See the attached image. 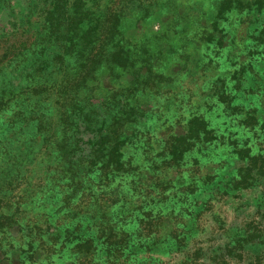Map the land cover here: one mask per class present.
<instances>
[{
  "label": "rangeland",
  "instance_id": "1",
  "mask_svg": "<svg viewBox=\"0 0 264 264\" xmlns=\"http://www.w3.org/2000/svg\"><path fill=\"white\" fill-rule=\"evenodd\" d=\"M1 2L0 47L31 50L53 34L40 74L29 51L24 65L0 70L9 99L0 113L1 223L44 234L60 257L53 264H79L83 250L92 253L84 264H181L192 252L199 264H264V0ZM107 13L116 15L112 40L79 80V51ZM30 79L46 91L18 93ZM204 123L223 136L216 158L211 147L196 151ZM119 154L127 163L113 166L117 176L91 172ZM239 168L247 187L227 182ZM208 173L218 174L217 189L172 206ZM107 229L141 251L112 261L98 239ZM13 230L0 235L1 264L22 255L24 231ZM174 234L191 241L177 247Z\"/></svg>",
  "mask_w": 264,
  "mask_h": 264
},
{
  "label": "trees",
  "instance_id": "2",
  "mask_svg": "<svg viewBox=\"0 0 264 264\" xmlns=\"http://www.w3.org/2000/svg\"><path fill=\"white\" fill-rule=\"evenodd\" d=\"M1 3L2 2L0 0V5ZM114 16L116 15L109 16L107 13L105 18L100 20L101 21L100 24L98 23L99 20H96L97 23L95 24H98L101 26H99V29L97 31H93L91 34L87 36L85 40V44H84V49L81 48V50L79 51V55H78V58L82 61L81 72L79 74V80L83 78V76L81 77V75H85L86 72H89L90 64L96 61L98 55L101 53L102 48L106 45V43L112 40L113 32H111L112 30H110V27L115 24L116 19H113ZM109 25L111 26L109 27ZM52 35H53L52 32H50L49 34L45 33L42 36V38L39 39L38 42L35 39V43L32 44L33 48L31 50H28L29 48L28 46H30L31 43L25 44V42H21V41L19 42L16 41L14 45L8 46L6 48H2L3 46H1L0 47V70L4 64L10 63V62H15L18 64V61H19V65L20 64L24 65V61L18 60V58L23 57L26 54V52L29 51L27 53H30L35 58V61L29 66L30 70H33L32 72L33 74L35 73L40 74L41 70H43V68L45 67L44 65L45 62H40V59L43 57L45 51L47 50L46 48L48 46L47 44L48 41H46V37L48 39V37H51ZM55 36L53 37L57 41L58 37H55ZM66 36L67 34H63V35L61 34V36H59L60 41L64 40ZM72 40H73L72 36H69L68 39H65L66 43H71ZM71 49H72V46L68 50L66 49V51H69ZM66 51H63L60 49L59 52L56 54V56L53 57V60L56 59V63L61 64L63 60L61 56H65L64 54ZM31 79L29 80L28 85L24 88V90L19 91L18 93L20 94L30 93L32 95H38L46 91L45 89H43L44 88L43 84H31V81H32ZM1 86L2 87L0 90V113L4 112L9 104V99L8 98L4 99L5 96H4V91H3L4 89L3 83L1 84ZM13 106L14 107L17 106L16 102L14 103ZM13 115L14 113L12 114V116ZM189 131L190 129L187 130V133ZM228 135L230 134L228 133ZM222 137H223L222 135H218V129H215L211 127L210 125H208L207 123H204V127L201 130L198 129L195 131V138L198 141L196 151L199 153V152L204 151L206 148L211 147L209 148L212 152L211 154H213V157L216 158L220 154V150L218 151L216 149H218L221 145H224L225 143V142L218 141ZM212 142H215V143L213 144ZM126 146L127 145H125V147ZM246 150L247 148H242V151H246ZM184 155L185 154L183 153L181 154L180 157H184ZM121 156L122 154H119L115 160H113L114 158L111 160H108L104 165L100 163L99 165L95 166L91 170V172H94V171L98 172L96 175L99 177L108 175L107 178H112L114 176H117L118 173L114 171L116 170L119 171L120 168L118 169L113 168V166L120 165L121 163H125V164L127 163V160L125 159H123L122 161L119 160ZM194 162L196 161L194 160ZM214 162L216 163V161H210L209 163L212 165ZM224 168L225 167H221L219 170L222 172L223 170H225ZM242 171L244 170L242 169L240 170V168L237 169L233 175H230L229 178H227V182H233L235 185L239 187L249 186L251 183H247V184L245 183L246 179L242 176ZM217 175L218 174H210V173L205 174L201 179L198 180V183H197V188H199L198 190L196 191L188 190L185 196L182 195V197L179 196L176 199H173L174 201L172 202V206H175L176 204H179L180 202L184 200H187V199L189 200L191 198L193 199L194 196H197L198 194L203 193L204 190L206 189L208 190L217 189V186L220 183L218 179L219 177ZM66 185L69 186V183L66 182ZM224 185L225 184H223L220 188L221 192L224 191ZM185 187H188V183L185 185ZM208 199L209 197L206 198V200ZM143 215L146 217V214H143ZM198 215H199V212L197 211L193 215V220H196ZM2 218H4V216L0 214V219ZM13 227L15 229L13 231L15 232L24 231L23 232L24 241L22 242V244H20L17 247V250L21 252L22 254L20 255L18 264H53L54 258H60L53 254V250L50 249V246L52 244L51 242L47 241V238L45 237V235L40 234L39 232L34 233V231L31 230L32 229L31 225H29L28 223L23 224L20 222L19 224L18 222H13V221H8V222L5 221V223L0 222V235L2 236V238H4V235H7L5 239L11 236V234L9 233L10 231H12ZM39 236H41V239H39L36 242L35 239L39 238ZM172 237H173V243L177 247L182 246L184 240L188 243L189 240L191 239V237L188 234L186 235L185 234H174ZM98 239H101L99 244H101L102 246L101 248L105 251V253L107 254L109 253V255L112 257V261H116L120 259H122V261H125L132 252L137 253L141 251L140 247H134L132 249H129L127 247L128 243L125 239V235L113 234L109 231V229L101 230V233L99 234ZM63 241H64V237H62L60 241L61 244L63 243ZM155 243L156 242H151L148 246H146V248L151 249V250L153 248H157L158 246L153 247ZM83 245L84 244L82 243L74 244V246H72L70 250L77 251L75 253L78 255L80 253L78 250L79 249L78 247H82ZM68 248L69 247H62V245H60L58 249L60 250L61 253L62 252L65 253L66 251H63V249L67 250ZM144 251L146 250L144 249ZM193 254H194V257H192ZM195 254L196 252H192L188 254L189 257L183 259L181 261V264H199L198 262L199 257ZM90 255H92V253L89 254L87 251L83 250L79 256L81 257V261H79V264H84V262L87 260L86 258H89ZM210 261L211 259H208L206 263H202V264H211Z\"/></svg>",
  "mask_w": 264,
  "mask_h": 264
}]
</instances>
